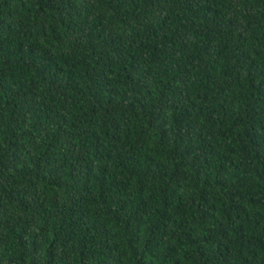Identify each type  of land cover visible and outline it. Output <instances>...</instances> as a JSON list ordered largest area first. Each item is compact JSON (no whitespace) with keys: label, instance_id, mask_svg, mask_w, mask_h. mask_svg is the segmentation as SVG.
Listing matches in <instances>:
<instances>
[{"label":"trees","instance_id":"obj_1","mask_svg":"<svg viewBox=\"0 0 264 264\" xmlns=\"http://www.w3.org/2000/svg\"><path fill=\"white\" fill-rule=\"evenodd\" d=\"M0 264H264V0H0Z\"/></svg>","mask_w":264,"mask_h":264}]
</instances>
